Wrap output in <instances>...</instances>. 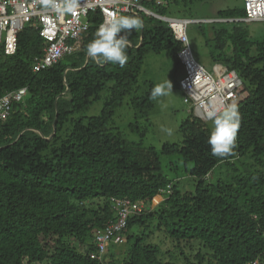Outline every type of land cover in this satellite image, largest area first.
<instances>
[{
	"label": "trees",
	"instance_id": "1",
	"mask_svg": "<svg viewBox=\"0 0 264 264\" xmlns=\"http://www.w3.org/2000/svg\"><path fill=\"white\" fill-rule=\"evenodd\" d=\"M179 1L142 0V6L166 18L168 6ZM124 15L139 17L145 27L133 30L123 68L90 58L86 63L87 45L103 21L100 12L89 14L79 49L45 71H33L46 47L34 28L26 26L18 35L14 55L0 46V97L27 89L24 101L13 103L0 124V264H116V245L108 249L109 261L90 256L97 251L95 231L117 220L112 199L155 205L128 219L125 243H132L122 264H175L160 257L158 244L146 241L155 219L154 230H163L177 248L193 250L196 244L209 252L206 258L200 249L193 255L182 251V264H264V36L252 38L244 0L242 8L209 18L218 21L209 24L213 38L207 40L212 60L235 71L243 84L234 103L242 116L236 155L214 157L209 130L192 115L180 128L183 142L162 149V155L192 165L193 191H181L163 174L153 147L130 142L110 126L126 97L138 90L146 54L168 51L180 65L182 44L166 21ZM104 92L99 116L77 117ZM148 97L139 105L143 111ZM139 100L132 98V106ZM129 128L144 137L137 122ZM246 157L252 171L208 183L217 166L237 171L234 161ZM168 186L172 192L162 199ZM133 227L139 232L128 234Z\"/></svg>",
	"mask_w": 264,
	"mask_h": 264
},
{
	"label": "built area",
	"instance_id": "2",
	"mask_svg": "<svg viewBox=\"0 0 264 264\" xmlns=\"http://www.w3.org/2000/svg\"><path fill=\"white\" fill-rule=\"evenodd\" d=\"M51 2L52 0H0V46L5 55L16 53L18 35L26 26L37 30L46 41L43 55L34 59L35 73L53 67L65 56L72 55L79 49L81 36L89 29L90 13L100 12L102 23L117 14L144 13L166 21L176 40L182 44V49L178 52L183 69L179 87L183 92L184 102L190 105V111L195 118L208 121L207 112L212 106L229 105L239 101L243 84L235 71L223 69L214 75L194 59L187 36V28L193 21L161 17L145 9L142 0H79V7L72 13L47 10L45 4ZM56 2L59 3V0ZM157 3L164 4L162 1ZM244 6L245 21L264 22V0H244ZM26 95L27 89L22 88L0 97V124L9 116L13 103L24 101ZM171 192L170 186L161 190L162 199ZM112 203L117 220L95 231L94 243L97 251L90 254L92 258L102 262L111 245L119 246L125 243L124 233L128 219L148 211L147 205L129 199H112Z\"/></svg>",
	"mask_w": 264,
	"mask_h": 264
},
{
	"label": "rangeland",
	"instance_id": "3",
	"mask_svg": "<svg viewBox=\"0 0 264 264\" xmlns=\"http://www.w3.org/2000/svg\"><path fill=\"white\" fill-rule=\"evenodd\" d=\"M178 5V6H177ZM243 0H180L178 4L171 3L168 6V13L166 18L172 20L193 19L197 22L190 24L187 28V36L189 45L194 59L208 72L217 75L225 67L218 65L211 58V50L207 44V40L213 38V33L209 28V24L218 20H209V18L216 17L219 11L242 8ZM250 34L253 39H259L264 36V22H251L248 24ZM201 31L203 33H201ZM211 41V40H210ZM183 77L182 67L171 60L170 53L163 51L159 54L148 53L144 56L142 71L138 79V90L131 96L126 97L124 104L118 108L111 121L110 126L118 131L123 137L130 142L143 141L144 146L153 147L160 156L162 164V172L173 183H179L181 191H193L195 188V180L189 175L192 165L185 166L179 157H168L162 155L164 145H176L183 142V135L180 132L182 124L188 119L191 113L190 105L184 102L183 92L180 90L179 81ZM169 79L173 84L172 93L167 97L159 98L158 101L149 99L152 88L155 84ZM149 96V97H148ZM245 95L242 96L244 98ZM107 93L101 95V99L92 103L87 110L82 111L77 115L80 117H97L100 115L103 108L104 101ZM139 98V102L133 107L131 104L132 98ZM148 97V106L143 111L144 99ZM232 104V103H231ZM136 115L138 118L136 119ZM146 115V117H145ZM194 116V115H192ZM137 122L140 125V130L143 132L144 137L140 139L138 132L131 131L130 124ZM205 123L207 129L211 133L213 124L211 120L202 121ZM165 129H171L172 134L169 135ZM237 171L230 169L229 166L221 164L217 166L212 175L208 178V183H217L219 180H232V178L239 173H247L252 171L253 162L248 158H242L234 161ZM147 204V210H153ZM151 210V211H152ZM158 220L155 219L149 222L150 230L153 233L146 234V241L158 244L161 248L160 257L164 261L182 264V251L185 255L196 254L199 249L201 254H209L204 248H200L194 244V249L189 247L177 248V244L173 243L163 230H154ZM140 229L133 227L128 234L137 233ZM127 236V235H126ZM132 243V241H131ZM131 243L114 246L113 251L117 252L115 256L116 264H122L125 258L126 250L130 247ZM198 243V242H197ZM176 246V248H175ZM108 259V260H107ZM111 258L106 257L109 261ZM207 264V262L205 263Z\"/></svg>",
	"mask_w": 264,
	"mask_h": 264
},
{
	"label": "clouds",
	"instance_id": "4",
	"mask_svg": "<svg viewBox=\"0 0 264 264\" xmlns=\"http://www.w3.org/2000/svg\"><path fill=\"white\" fill-rule=\"evenodd\" d=\"M79 7V0H52L46 3L47 10L62 13H72ZM145 27L144 22L136 16L114 15L107 18L95 33V38L86 48V55L92 61L105 64L119 65L123 68L128 62L127 49L130 46V36L135 30L140 32ZM173 84L169 79L157 83L151 90L149 99L158 101L172 93ZM207 117L212 121L213 128L208 138L211 146V154L220 159L235 156L234 149L237 144L238 132L241 126L242 116L236 104L212 106ZM169 135L171 129H165Z\"/></svg>",
	"mask_w": 264,
	"mask_h": 264
},
{
	"label": "water",
	"instance_id": "5",
	"mask_svg": "<svg viewBox=\"0 0 264 264\" xmlns=\"http://www.w3.org/2000/svg\"><path fill=\"white\" fill-rule=\"evenodd\" d=\"M138 15H140V14H138ZM143 18V17H142ZM88 60H89V58L87 57V61H86V63H88ZM68 89V88H67ZM56 120H57V114H56V117H55V120H54V122H53V134L55 133V131H56Z\"/></svg>",
	"mask_w": 264,
	"mask_h": 264
}]
</instances>
